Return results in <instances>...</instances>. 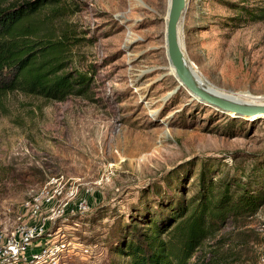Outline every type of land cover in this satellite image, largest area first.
Segmentation results:
<instances>
[{"label":"rangeland","instance_id":"1","mask_svg":"<svg viewBox=\"0 0 264 264\" xmlns=\"http://www.w3.org/2000/svg\"><path fill=\"white\" fill-rule=\"evenodd\" d=\"M65 4V23L79 40L76 64L94 70L92 88L88 98L62 102L19 92L5 98L0 234L12 233L25 205L43 191L73 189L90 209L58 221L60 238L70 244L57 264H110L124 260L113 252L114 237L130 214L155 206L160 190L191 184L190 160L214 159L221 171L239 176L259 163L264 178V117L221 113L177 78L166 48L170 0ZM180 39L197 73L214 88L264 103V0H187ZM209 258L264 264V206L207 240L195 259Z\"/></svg>","mask_w":264,"mask_h":264},{"label":"trees","instance_id":"2","mask_svg":"<svg viewBox=\"0 0 264 264\" xmlns=\"http://www.w3.org/2000/svg\"><path fill=\"white\" fill-rule=\"evenodd\" d=\"M69 8L65 0H0V107L14 92L59 102L89 97L94 70L76 64L79 40L64 19ZM217 163L190 160L189 186L160 190L155 206L130 214L114 237L113 252L124 260L110 264H189L229 222L256 215L264 206L259 163L246 176L221 171ZM197 262L219 264L213 258Z\"/></svg>","mask_w":264,"mask_h":264},{"label":"built area","instance_id":"3","mask_svg":"<svg viewBox=\"0 0 264 264\" xmlns=\"http://www.w3.org/2000/svg\"><path fill=\"white\" fill-rule=\"evenodd\" d=\"M51 192L43 191L30 200L25 205L27 213L17 217L14 231L0 234V264H57L68 250L70 243L60 238L58 221L87 212L90 204L73 189L66 194ZM54 227L57 232L52 231Z\"/></svg>","mask_w":264,"mask_h":264},{"label":"water","instance_id":"4","mask_svg":"<svg viewBox=\"0 0 264 264\" xmlns=\"http://www.w3.org/2000/svg\"><path fill=\"white\" fill-rule=\"evenodd\" d=\"M187 0H170L166 27V48L169 61L177 78L199 101L221 113L234 117L255 119L264 117V103L245 101L229 97L209 88L201 81L200 75L183 49L180 39V26Z\"/></svg>","mask_w":264,"mask_h":264},{"label":"bare ground","instance_id":"5","mask_svg":"<svg viewBox=\"0 0 264 264\" xmlns=\"http://www.w3.org/2000/svg\"><path fill=\"white\" fill-rule=\"evenodd\" d=\"M197 71V70H196ZM201 77V76H200ZM201 79V81L205 84V85H207L209 88H211L212 90H214V91H216V92H219V93H221V94H224V95H228L229 97H233L232 95H229V94H226V93H224V92H220V91H218L216 88H214L213 86H212V84L208 81V80H206L205 78H200ZM181 83V82H180ZM182 84V83H181ZM183 85V84H182ZM184 86V85H183ZM195 97H197V96H195ZM197 100H199V98L197 97Z\"/></svg>","mask_w":264,"mask_h":264}]
</instances>
